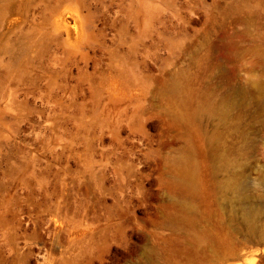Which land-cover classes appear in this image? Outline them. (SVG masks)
<instances>
[{
  "label": "rangeland",
  "instance_id": "1",
  "mask_svg": "<svg viewBox=\"0 0 264 264\" xmlns=\"http://www.w3.org/2000/svg\"><path fill=\"white\" fill-rule=\"evenodd\" d=\"M263 229L264 0H0V264H264Z\"/></svg>",
  "mask_w": 264,
  "mask_h": 264
},
{
  "label": "bare ground",
  "instance_id": "2",
  "mask_svg": "<svg viewBox=\"0 0 264 264\" xmlns=\"http://www.w3.org/2000/svg\"><path fill=\"white\" fill-rule=\"evenodd\" d=\"M235 190H238V188L236 187ZM262 236H263V238H264V229H263V231H262Z\"/></svg>",
  "mask_w": 264,
  "mask_h": 264
}]
</instances>
